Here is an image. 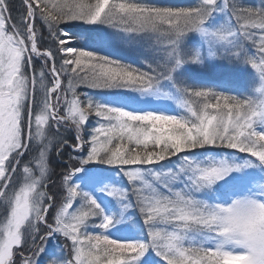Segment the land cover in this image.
Here are the masks:
<instances>
[{
	"label": "snow or ice",
	"instance_id": "obj_1",
	"mask_svg": "<svg viewBox=\"0 0 264 264\" xmlns=\"http://www.w3.org/2000/svg\"><path fill=\"white\" fill-rule=\"evenodd\" d=\"M13 7L0 0V264H264V0ZM191 32L250 65L257 96L177 83L199 62ZM53 147L69 150L59 174ZM109 172L127 180L101 188L115 208L92 194Z\"/></svg>",
	"mask_w": 264,
	"mask_h": 264
},
{
	"label": "rangeland",
	"instance_id": "obj_2",
	"mask_svg": "<svg viewBox=\"0 0 264 264\" xmlns=\"http://www.w3.org/2000/svg\"><path fill=\"white\" fill-rule=\"evenodd\" d=\"M163 2L180 4L183 3L191 4L194 0H163ZM198 2V0H197ZM246 4L257 5L260 0H244ZM181 51L185 53L186 56H193L199 53V62H185L181 65L179 69L174 73V79L177 83H183L186 86L193 88H207L216 92H221L228 95H235L241 99L247 97L255 98L257 96L256 89L260 87L261 81L259 80L256 72L252 67L246 63H242L238 60H233L225 57H216L209 55V46L205 43L204 38L197 32H191L187 34L181 43ZM111 54L118 56H123L127 61L136 62L137 55L134 52H124V51H114ZM104 98V97H103ZM169 111H175V105H169ZM52 152L56 160H59V155H57L55 148L53 147ZM52 153L49 154V160L52 157ZM233 162H240L239 158L233 157ZM105 167V166H100ZM107 167V166H106ZM251 171V169H248ZM78 175L83 176L84 173H78ZM108 179L104 184L92 191L94 197L98 200L104 201L101 205L104 207L108 205L111 208L119 206V202L110 196H107L101 191V188L107 187L109 185L115 184L120 187L127 186V180L123 177L115 174L114 172H109ZM56 181V175L52 177V180L48 181V186L45 189L51 194L55 189L53 188V182ZM76 183H80L81 187L85 191H91L88 187L83 185L81 181L76 180ZM106 212L108 208L105 209ZM114 214V212H113ZM3 216V210L0 209V217ZM121 223H125L123 219V212H121L120 217ZM117 227L120 225L117 224ZM62 241L53 240V246H59ZM153 255H155L153 253ZM156 259H159L158 257Z\"/></svg>",
	"mask_w": 264,
	"mask_h": 264
},
{
	"label": "trees",
	"instance_id": "obj_3",
	"mask_svg": "<svg viewBox=\"0 0 264 264\" xmlns=\"http://www.w3.org/2000/svg\"><path fill=\"white\" fill-rule=\"evenodd\" d=\"M11 3H12V5H14L13 10H12V15L14 17L19 16L21 14V12L23 11V9L21 7V0H11ZM165 3H168V2H165ZM182 5L186 6V5H189V4L183 3ZM43 31L46 34V29H43ZM81 39H83V37H81ZM105 54H108V53H105ZM111 55H113L114 57H117V58L121 57V56H118V55H115V54H111ZM126 62H130V61H127V59H126ZM65 85H66V81H65ZM78 91H91V90L81 88V89H78ZM91 94L96 99H100V100L104 99L103 96L98 94V93L93 92ZM90 120H91V123L93 125H95L96 118L91 117ZM61 131H63V129H61ZM65 135L68 136L67 133H65ZM69 139H71V137H69ZM50 153L53 154L52 157L49 160L50 171L52 173H54V174H59L63 170V166L68 161L69 150L65 149L64 155H59V160L55 159V156H54L55 152L53 153L52 150H50ZM164 163L166 164L167 162H164ZM85 167L88 168V167H92V166L91 165H85ZM53 176H55V175H53Z\"/></svg>",
	"mask_w": 264,
	"mask_h": 264
}]
</instances>
